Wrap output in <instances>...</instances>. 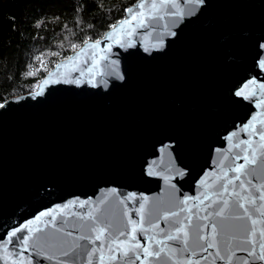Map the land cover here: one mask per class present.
Masks as SVG:
<instances>
[{"label":"water","instance_id":"95a60500","mask_svg":"<svg viewBox=\"0 0 264 264\" xmlns=\"http://www.w3.org/2000/svg\"><path fill=\"white\" fill-rule=\"evenodd\" d=\"M178 3L187 7L184 0ZM174 20L165 16L153 27H137L130 38L134 46L120 47L113 42L110 51L97 52L95 66L91 53L58 62L67 66L57 69L56 64L41 81L59 79L60 83L43 86V95L35 98L32 93L39 89L11 98L0 108V264H21L22 258H26L24 264H57L47 260V255L68 264H88L91 248L100 249L90 258L91 264H100L101 255L104 264H126L125 257L109 260L112 253L107 249L116 247L113 229H107V239L102 237L95 245L80 239L94 236L87 227L91 221L82 222L80 215L93 211L99 216L94 211L99 207L113 215L115 222L122 218L126 206L138 220L136 209L141 203L145 205L144 227L149 228L150 221L159 225L148 231L153 238L150 242L143 236L141 241L150 250L163 251L159 258L145 257L141 251L135 264H228L229 258L231 264H243L250 221L234 218L244 215L235 196L225 194L230 201L227 220L212 215L221 206L212 201H217L215 193L226 183L222 179L225 174L234 177L237 173L230 169L244 163L234 159L244 154L245 145L240 141L251 139L253 148L261 143L257 135L242 128L256 116L255 127L264 130L260 123L264 105L257 106L264 100L259 94V84L264 83L260 66L264 60V0H205L195 16L175 24ZM164 23L176 36L162 35L167 32ZM161 39L163 47H154ZM79 51L70 56L76 57ZM103 55L108 60L99 59ZM111 61L118 63L109 67ZM112 68L124 79L112 75ZM253 80L255 84L249 83ZM246 83L249 99L235 94ZM252 91L257 95L251 97ZM241 178L246 185L251 180L247 185L250 191H241L239 181L235 182L236 191L257 198L246 207L253 218L264 219L256 212L264 204L256 191L264 176L258 171L257 176ZM232 187L229 185L230 192ZM129 196L133 198L127 199ZM185 197L194 199L181 204ZM81 202L85 207H80ZM63 205L69 206L58 207ZM46 211L52 215H40ZM169 211L179 215L167 221L159 218ZM205 215L209 219H200ZM189 216V250L180 251L183 243L169 241L166 235L175 234L180 226L177 221L187 223ZM213 223L224 260L216 256L217 249L204 252L197 245L195 226H201L211 242ZM26 224L32 229L31 234L22 233L32 237L28 250L21 251L15 243L5 247L6 233ZM37 228L42 231L36 232ZM157 240L163 243L158 245ZM37 243L41 247L33 248ZM199 243L206 246L205 241ZM76 245L81 247L70 257L60 255L62 249Z\"/></svg>","mask_w":264,"mask_h":264},{"label":"snow or ice","instance_id":"6c2138e0","mask_svg":"<svg viewBox=\"0 0 264 264\" xmlns=\"http://www.w3.org/2000/svg\"><path fill=\"white\" fill-rule=\"evenodd\" d=\"M185 5L187 6L182 7L178 0H137V2L127 8L124 9V12L127 14L122 19L116 21L115 23L110 24L108 27L110 31L104 32L102 35L98 36L95 40L91 36H87L86 38H81V43H72L71 48L75 51L77 48L80 49L79 52L76 53V57L68 56L67 60L74 61V59H79L82 56L88 57V54L91 53L90 58L93 61V66L97 64L99 61L96 59L97 52H105L110 51L112 47V43L114 42L120 47H132L134 46V41L130 39L133 35L136 33V28H150L154 25H158L161 21L164 20L165 16L174 17L176 20L173 21L175 24L177 21H183V19L187 17H192L197 14L199 11V8L205 4V0H184ZM79 11V9H78ZM56 19H59L58 17ZM44 23L43 20L37 21L35 24V27H40V25ZM79 23V21H78ZM67 28V25L64 26ZM88 27H92L91 25H88ZM163 29H167V32H163L162 35H170V36H176V32L172 31L169 28V25L167 23L163 24ZM71 32V30L69 29ZM83 31V29H81ZM75 35V33H73ZM108 41L109 43H106L103 48L100 47L102 42ZM163 40L161 39L158 45H155L154 47H163ZM81 44L83 47H81ZM145 51H148L147 48H145ZM52 56H59V52H51L49 53ZM45 54L41 53L40 55L36 56L35 59L37 61H41V67H43V56ZM101 60H108L107 55L100 56ZM83 63H88V58L83 59ZM118 61H111L109 67L112 65L117 64ZM66 67L67 65H60L57 64L56 67L59 69L60 67ZM260 66L264 68V60L260 61ZM29 68H31V65H29ZM46 70V69H45ZM78 70V69H77ZM37 70H31L26 72L25 76H35L37 74ZM87 71L91 72L92 68L89 67ZM101 76L105 75L103 72H99ZM112 75L117 76V78L123 80V75L119 74L115 68H112ZM51 75V74H49ZM65 82H72V81H65ZM79 83V81H76ZM51 83H60V80H51L49 78H45L44 80L38 82L37 84L33 85V88L39 89L38 91H35L32 93L33 98L36 96L43 95V90L46 85H49ZM249 83L255 84L256 82L250 81ZM96 86V85H93ZM248 83H246L241 90H238L235 94L237 96H244L245 99H249L250 96L245 95V90L248 89ZM260 95L264 96V83L259 84ZM256 91L251 92V97L256 96ZM8 101L5 100L4 103H0V108H4L6 106V103ZM261 105H264V100H261L257 103V106L260 107ZM257 120L256 116L252 117V121L249 124H246L243 126L242 130L249 131L250 135H257L259 137V140L261 143L259 144L258 148L252 147V140H241L240 144L245 145V147L242 149L243 155H237L234 157V159H242L244 163L242 164H236L234 167H232L230 170L237 173L232 178H228L227 174H225V177L222 179L226 180V183H222L220 185V189L218 192L215 193L217 196V201H212V203H217L221 205L217 211L212 213V215H215L217 217L222 218V220H227L229 217L226 215V213L229 210L230 207V201L229 198L232 196H235L236 199V206L239 209L243 210V217L242 216H236L235 219H243L244 217H247L250 221L251 226L246 229L248 233V238H246L245 243L249 245L248 248L242 249V251L246 252V256L243 258V264H256V262H261V264H264V226L260 227L259 229L256 228L257 224L264 225V219H255L253 218V213L249 211V208L246 207V204H255L256 199L251 195L248 196H241L240 192L236 191V185L235 182L239 181V188L241 191L249 190L247 189V185H251V180L247 181V185L244 179H242V176H257V172L264 176V130H258L255 127V121ZM260 123L264 124V121H260ZM233 136L236 135V133L232 134ZM239 147V145H237ZM258 167H252L249 169V166H256ZM203 183V182H202ZM229 185H232L231 192L229 191ZM256 191L260 193L258 199L261 201H264V183L260 184L259 186H256ZM113 193H115V189H113ZM225 194H228L229 198H225ZM132 196L127 197V199H132ZM205 198H208L207 196ZM189 199H194L193 197H185L184 200L180 201L181 204H184ZM198 199V198H196ZM243 201V202H241ZM145 202H147V198H145ZM74 203V202H73ZM101 203H104L103 201ZM125 201L120 200L119 204L124 205ZM69 205H63L58 206L59 208L63 209L68 207ZM80 207H85L84 202L80 203ZM264 204L260 205L259 208L256 209V212L260 214L261 217H264ZM54 211V210H53ZM95 212L100 213L99 216L94 215L93 211H89L85 214L80 215V220L83 221H91L90 224L87 225L88 231L91 233H94V236H81V240H87L89 243L95 245L97 241H102V237H104V234L107 229H113L114 235L112 238V244H114L116 247L115 249L111 246L107 249L109 253H112V255L109 256V260H118L121 257L127 258L126 264H135V260H139L140 252H143V255L145 257L148 256H154L156 258L160 257V251H163L161 249L160 251L150 250L148 246L145 245L144 242L141 241V236L144 237V240L151 241L153 238L151 236H148L147 233L150 230V228H157L159 227L158 223L155 222H149L150 227L145 228V205L141 203L139 207L136 209V213L139 216V219H133L132 216L128 213L125 206V211L122 213V218L118 221L114 222L113 215L108 214L107 212H101L100 208L97 207ZM180 211H188L191 212L190 209H183L181 208ZM41 216H51L52 211H46L42 212L40 214ZM75 215V213H74ZM179 213L175 211H169L163 213L162 216H160V219H163L167 221L170 216H178ZM39 216L36 217L37 220H39ZM126 218V219H124ZM187 223H182L179 220L177 223L180 225L179 227L175 228V234H168L166 235V239L169 241H181L183 245L185 246L183 249H180V251H188V242H189V231L188 228L192 227L191 225V217H186ZM200 219L207 220L209 219L208 215H205L203 217H200ZM32 222L29 221V224ZM52 226L55 227V224L52 223ZM82 226H84L82 224ZM47 227V225H46ZM204 228H207L208 225H204ZM195 232H196V240L197 245L202 248L204 252H207L209 248H215L217 249L216 256L220 260H224L225 257L220 255L218 245L216 243V236L219 234L217 231V225L213 223L211 225V236L212 240L211 242H207V237L203 234L201 231V226L197 225L195 226ZM28 232L29 234L32 233V229L26 224L24 227H17L14 229H10L8 233H6V243L5 247L8 243H15L20 246L21 251H27L29 246V241L32 239L31 235L24 236L22 233ZM36 232L42 231V229L37 228L35 230ZM59 231V229H57ZM257 232H259V238H257ZM181 234H183V239L181 240ZM68 236H71L72 233L68 232ZM121 237H124V239H121ZM104 239H107V237H104ZM200 241H205L206 246L204 244H200ZM163 241L157 240L156 244H162ZM33 248L41 247L39 243L32 245ZM80 245H76L75 247H69L68 249H62L60 255L62 257H70L76 252L77 248H80ZM100 249L98 248H91L87 251V256L89 257L88 264H91V257L95 255L97 251ZM39 255L40 253L37 252ZM17 255H21L20 252L17 253ZM193 255H195V252L193 251ZM232 255H235L233 252ZM134 257V259H133ZM49 261L56 260L57 264H68L67 260H61L54 255H47L45 257ZM24 259H21V264H24ZM204 259H207V257H204ZM30 264V261L28 262ZM100 264H104V257L100 256ZM189 264H191V261H189ZM228 264H231V258H229Z\"/></svg>","mask_w":264,"mask_h":264},{"label":"trees","instance_id":"16d2710c","mask_svg":"<svg viewBox=\"0 0 264 264\" xmlns=\"http://www.w3.org/2000/svg\"><path fill=\"white\" fill-rule=\"evenodd\" d=\"M136 1L0 0V103L34 92L33 85L79 49L74 51L72 43L80 44L87 36L95 40ZM41 20L44 23L35 27ZM51 52L60 55L52 56ZM41 53L45 54L43 67L35 59ZM37 69L35 76L24 75Z\"/></svg>","mask_w":264,"mask_h":264}]
</instances>
